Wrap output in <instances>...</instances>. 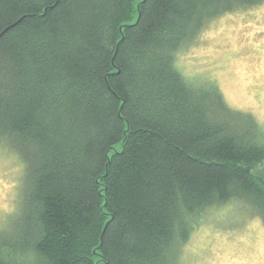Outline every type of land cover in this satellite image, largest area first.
<instances>
[{
  "label": "trees",
  "instance_id": "16d2710c",
  "mask_svg": "<svg viewBox=\"0 0 264 264\" xmlns=\"http://www.w3.org/2000/svg\"><path fill=\"white\" fill-rule=\"evenodd\" d=\"M263 1L0 0V144L24 164L0 264H183L209 209L264 223V127L176 64Z\"/></svg>",
  "mask_w": 264,
  "mask_h": 264
},
{
  "label": "rangeland",
  "instance_id": "374dc122",
  "mask_svg": "<svg viewBox=\"0 0 264 264\" xmlns=\"http://www.w3.org/2000/svg\"><path fill=\"white\" fill-rule=\"evenodd\" d=\"M176 64L193 80L215 83L230 107L251 113L264 127V1L206 22L178 50ZM23 175L22 160L0 144V232L14 227ZM181 259L183 264H264V223L252 206L236 200L209 209Z\"/></svg>",
  "mask_w": 264,
  "mask_h": 264
}]
</instances>
